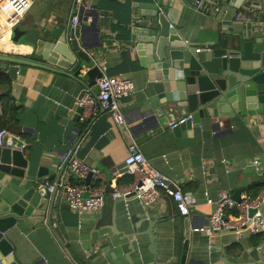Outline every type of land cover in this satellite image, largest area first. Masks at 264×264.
I'll use <instances>...</instances> for the list:
<instances>
[{"label":"crops","instance_id":"obj_1","mask_svg":"<svg viewBox=\"0 0 264 264\" xmlns=\"http://www.w3.org/2000/svg\"><path fill=\"white\" fill-rule=\"evenodd\" d=\"M186 1L188 4L173 0L172 6L178 10L175 25L183 26L180 32L187 42L216 47L238 36L246 40L262 37L264 41V0ZM156 2L84 0L75 28L70 26L73 0H31L30 8L16 25L10 28L0 20V31H11L19 25L26 29L35 26L51 37L71 30L78 36L80 32L84 40L78 52L68 46L75 60L68 68L40 59L35 60L40 65L25 66L19 91L22 100L12 95L8 75L10 88L0 85V129L7 131L4 146L20 144L18 149L33 169H45L43 186L46 181H56L59 171L55 165L60 155L80 135L83 141L76 150L77 157L105 172L107 192L114 186L129 184L132 177L123 161L134 140L149 164L169 182L170 189L178 187L191 202L189 213L183 216L163 188H159V197L151 206H142L134 199L125 204L106 193L99 210L78 213L57 196L51 211L38 222L19 219L6 233L17 264H142L154 257H179L185 239L188 256L206 264L264 262L262 234L243 231L235 240L232 230L215 233L211 238L193 230L205 225L214 209L206 204L205 196L215 200L222 193L231 196L237 188L242 190L241 198L256 199L264 193V181H259L264 167V103L262 109L244 115L201 118L196 126L178 134L168 122L179 114L148 115L150 108L161 102L149 81L148 68L129 48L131 28L146 21L136 3ZM81 65L82 74L95 67L97 76L103 71L131 78L132 100L121 102L124 125H116L104 112L92 120H80L75 102L88 84L86 77L74 75ZM88 87L95 92L96 82ZM141 95L150 101L136 107L134 101ZM216 120L220 122L218 127L212 125ZM254 159L260 163L258 172ZM62 174L71 184L88 181L67 171ZM224 211L230 217L236 216H232L233 207H225Z\"/></svg>","mask_w":264,"mask_h":264},{"label":"water","instance_id":"obj_2","mask_svg":"<svg viewBox=\"0 0 264 264\" xmlns=\"http://www.w3.org/2000/svg\"><path fill=\"white\" fill-rule=\"evenodd\" d=\"M184 2L188 4L186 0ZM172 3L173 0L136 3L142 9L139 14L146 17V21L131 28L132 47L129 49L148 68L149 81L161 102L150 108L148 115L162 117L177 113L179 118L190 112L191 119L174 128V132L178 134L196 126L201 118L221 119L234 113L244 115L246 111L262 109L263 38L246 40V37L238 36L230 41L217 43L216 47L193 45L183 39L180 32L183 26L175 25L178 10ZM78 34L77 36L71 30L69 34L63 32L58 37H51L46 30L41 32L35 26L26 29L22 25L9 30L8 40L18 48L14 51L0 50V61L3 62L0 64V71L11 79L12 95L18 100L23 99L19 91L25 66L40 65L35 62L36 59L68 68L75 61L68 46L74 52L84 47L82 35L80 32ZM82 70L81 65L74 75L86 77L87 86L93 85L95 78L101 75L97 76L98 70L95 67L88 68L84 74ZM124 100L130 102L132 95L123 97L121 102ZM149 101L141 95L134 104L141 107ZM80 110L78 108V112ZM177 117L169 121L178 119ZM219 123L216 120L212 125L218 127ZM19 145L0 147V264H17L11 255L12 246L6 236L8 230L19 219L29 223L38 222L39 218L51 211L55 200L54 193L43 186L45 169L39 167L35 171L33 164L18 149ZM259 181H264V167ZM241 191V188L234 190L230 196L233 201H240ZM253 213L254 209L248 210L249 217ZM186 221L185 219L184 236L187 238L189 228ZM142 264L206 263L188 256L185 239L179 257H154L150 262ZM253 264L264 262L259 260Z\"/></svg>","mask_w":264,"mask_h":264},{"label":"built area","instance_id":"obj_3","mask_svg":"<svg viewBox=\"0 0 264 264\" xmlns=\"http://www.w3.org/2000/svg\"><path fill=\"white\" fill-rule=\"evenodd\" d=\"M31 6V0H0V20L10 24V28L16 25ZM84 10V0H73L70 15V26L75 28L80 21V14ZM171 26V25H170ZM97 89L92 91L85 86L80 95L76 98V106L80 108L79 118L81 121L93 119L99 112L107 113L113 122L124 125V114L121 110V99L133 93L134 85L131 78L126 74L101 75L95 79ZM191 119V115H185L168 122L171 129L178 124ZM6 129H0V147L4 146ZM83 141V135L76 137L74 142L60 155L55 168L59 171L56 181H46L44 186L54 196H61L67 206L78 213L86 211H97L104 205V197L108 193L112 198L122 199L125 204L128 200L134 199L142 206H151L156 203L159 197V188L171 194L176 208L180 215L186 216L189 213L191 202L186 198L178 187L170 189L169 182L156 169H154L139 150L137 143L133 140L128 146V152L124 158V165L127 174L132 177L129 184L114 186L107 192L106 174L101 169L90 166L77 157L76 150ZM225 165L227 161L223 160ZM256 172L260 171V163L252 161ZM227 168V166H226ZM67 171L81 179L88 181L81 184H71L66 180L62 172ZM206 204L213 205L208 221L205 225L193 228L208 238L215 233L232 230L234 239L237 240L243 231L251 235L262 234L264 242V193L256 199L250 200L246 197L239 202L232 200L226 193L213 200L205 196ZM233 207L236 216H228L224 208ZM254 209L251 217L248 210ZM211 248V244H209Z\"/></svg>","mask_w":264,"mask_h":264},{"label":"bare ground","instance_id":"obj_4","mask_svg":"<svg viewBox=\"0 0 264 264\" xmlns=\"http://www.w3.org/2000/svg\"><path fill=\"white\" fill-rule=\"evenodd\" d=\"M2 24V22L0 23ZM8 35H9V29H5L3 31H0V50H17L18 46L12 44L8 40Z\"/></svg>","mask_w":264,"mask_h":264},{"label":"trees","instance_id":"obj_5","mask_svg":"<svg viewBox=\"0 0 264 264\" xmlns=\"http://www.w3.org/2000/svg\"><path fill=\"white\" fill-rule=\"evenodd\" d=\"M0 85L6 87V88H10V80L8 78V76L6 74H1L0 73ZM250 200H253V198H248ZM232 216H235L236 212L232 211Z\"/></svg>","mask_w":264,"mask_h":264}]
</instances>
